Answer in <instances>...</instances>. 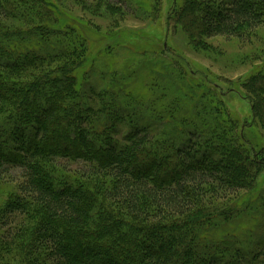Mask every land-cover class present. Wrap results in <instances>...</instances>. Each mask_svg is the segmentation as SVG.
Masks as SVG:
<instances>
[{
	"label": "trees",
	"instance_id": "1",
	"mask_svg": "<svg viewBox=\"0 0 264 264\" xmlns=\"http://www.w3.org/2000/svg\"><path fill=\"white\" fill-rule=\"evenodd\" d=\"M8 1L6 4H15L19 16L38 19L33 31L26 29L31 36L39 38L34 50L26 54L18 44H12L7 47L14 54L11 59L0 55V67L14 72L21 60L29 59L35 64L52 55L55 50L46 49L42 39L61 31H51L49 20L43 18L51 12L45 0H19L17 5L14 0ZM184 3L183 15L191 18L188 23L194 26L192 18L200 17V32L206 37L244 39L264 22V0H186ZM197 6L200 14L195 12ZM44 26L48 31H41ZM21 30H16L19 37L26 33ZM59 35L68 58L54 71H61L57 75L68 86L61 92V87L55 85L58 76L43 75V89L49 97L46 106L41 104V108L36 99L32 102L28 99L35 96L40 82H17L21 88L17 96L9 93L13 89L10 72H0V114L11 97L13 102L15 97L25 100L19 112L7 111L3 123L0 120V167L8 164L21 172L19 193L6 204L2 219L5 223L14 215H24L32 204L43 210L27 246L28 252L39 256L33 264H48V260L52 264H264L259 257L264 254V239L256 243L260 249L247 258L249 252L244 248L237 245L239 250L234 252L228 246L238 243L237 236L235 240H226L217 231L210 239L204 238L207 226L222 225L235 211L231 204H239L242 189L255 191L264 168V147L248 152L243 145L245 133L236 131L235 120L224 116L225 113L220 119L216 113L208 117L204 115L206 110L195 109L187 99L183 102L192 106L180 117L174 111L178 106L170 101L165 113H159L146 106L143 97L130 98L127 87L123 88L124 92L120 90L126 95L124 104L110 99L112 108L98 115L78 95V89L84 90L77 77L85 49L82 45L78 47L80 41L76 36ZM255 74L248 79L249 88L258 96L253 108L256 116L262 118L264 77L256 79ZM178 90L179 95L182 90L190 99L196 91L191 89L189 95L181 87ZM109 94L104 98L111 97ZM176 100L181 103V97ZM118 107L122 113L130 112L129 117L118 120L121 114L117 113ZM145 111L149 112L148 116ZM165 122L173 125L172 135L177 136L157 142L153 136ZM181 127L193 129L188 135L184 129L180 134ZM10 130L17 135H7ZM193 130L198 131V140ZM92 132L109 142L93 140L92 143ZM69 134L76 138L74 142ZM61 156L83 161L78 171L85 172L88 179L96 176V184H88L85 178L58 171L53 166L45 167L47 162ZM233 159L237 162L233 163ZM260 206L264 208V198L257 204Z\"/></svg>",
	"mask_w": 264,
	"mask_h": 264
},
{
	"label": "rangeland",
	"instance_id": "2",
	"mask_svg": "<svg viewBox=\"0 0 264 264\" xmlns=\"http://www.w3.org/2000/svg\"><path fill=\"white\" fill-rule=\"evenodd\" d=\"M6 1L8 0H0V55L11 59L14 54L8 51L7 47L12 44H18L20 51L26 54L36 48L37 45L34 43L39 39L38 36H31L26 29L32 30L33 24L38 19L30 20L19 16L14 2L11 6L6 4ZM14 1L16 5L19 3V0ZM45 1L51 12L49 14L45 12L46 15L43 18L49 20L47 25L51 31L59 29L58 31L61 32L48 35L46 39L44 37L43 46L55 51L52 55L45 57L44 61L41 59L40 63H30L29 59L19 61L14 72L5 69L6 67L3 69L0 67V72H10L8 77L13 87L11 91L14 92L9 90V93L19 96L21 88L17 82L26 84L40 82L39 90L34 92L35 96L30 95L28 99L29 102L36 99L40 106L45 105L49 97L43 89L45 86H43L42 76L46 77V74H51L54 78L58 76L55 79V85L61 87L63 92L68 85L62 77L57 75L61 71L59 69L54 71V69L61 61L67 60L68 53H65V48L62 47L65 45L59 40V33L66 36L72 34L80 41L78 47L82 45L86 54L78 71L79 76L75 75L79 78L81 85L84 84V90L78 89V95L83 96L86 105L98 115L112 108L109 105L110 99L114 101L117 99V103L124 104L126 95L122 92H124L123 88L127 87L130 90V98L138 100L143 97L144 104L155 108L159 113H165L166 106L173 102L178 106L174 111L179 117L186 112L187 107L192 105L197 110H206L204 115L208 117L216 113V117L220 119L225 113L224 116L229 115L235 120L236 131L245 133L243 145L248 152L264 147V115L262 118L257 117L254 112L253 101L258 96L249 88L248 81L254 72L258 76L256 79L264 77V22L244 39L224 36L206 37L200 32L202 24L200 17L192 18L195 24L193 26L188 23L191 18L188 19L186 15H183L186 0ZM200 10L199 6L195 8L198 14ZM45 26L42 32L48 31ZM16 30H26V33L19 37L20 35H16L18 33ZM38 31L34 29V32L38 33ZM56 45L61 48H57L59 46L56 47ZM74 74H77V71ZM180 87L183 91L187 90L189 95H192L191 89L193 91L196 89L192 99L188 98L182 90L179 95ZM120 90L123 91L120 92ZM175 90L177 91L174 92ZM3 94L6 93L3 92ZM107 94L112 95L104 98ZM178 97H181L180 104L176 100ZM17 98L15 97L13 102L11 97L6 110L1 112L2 123L5 120L4 113L13 111L15 114L19 112L20 105H24L25 100L20 98L16 100ZM186 99L192 104L191 106H189L190 103L183 102ZM49 110L47 105L45 111ZM104 112L103 115H105ZM120 112L121 107H118L117 113ZM130 114L123 111L118 116V120H121L122 116L129 117ZM148 114L149 112L145 115L148 116ZM94 117L96 118V115ZM73 120L76 119L73 118ZM117 125L119 123H116ZM172 127V124L169 126L166 122L160 125L153 139L164 142L166 138L171 140L172 137H176L177 135H172L174 133ZM181 128L180 134L184 132V129V134L187 135L193 129ZM6 133L11 135L13 132L10 130ZM13 134L17 135L15 132ZM69 136L71 142H74L76 138L74 139L72 134ZM114 136H116L115 132ZM195 138L196 140L199 138L198 131L195 132ZM93 140L94 142L100 140L102 144L109 142V140H102V137L98 138L92 132L90 141ZM232 162L237 161L233 159ZM82 163L84 162L75 158L61 156L55 161L47 162L45 167L53 166L58 171H68L79 178H85V172L78 171L82 168ZM7 165L0 167V264H30L29 260H32L33 264L39 256L28 252L30 247L27 246L32 241V235H30L32 230L43 217V210L38 205L32 204L26 214L14 215L8 222L3 223L2 216L6 204L16 198L19 193L17 185L21 174L20 169ZM84 181L94 185L98 180L96 176H93L90 179L85 178ZM240 193L239 204L237 205V202L231 204V209L235 211L230 217H226L227 220H224L222 225L207 226L209 229L205 232L204 238L210 239L209 236L215 235L217 231V234L222 233L226 240H235L237 236L238 243L231 244L228 241L226 243H229L228 246L234 252L239 250L237 245L244 248L246 252H249L246 254L248 258L252 257L253 251L255 252L258 248L256 243L264 239V208L257 207L264 198V168L258 176L255 191L248 192L242 189ZM43 254L44 252H41L40 255L43 257ZM259 257L260 262L264 261L263 253ZM47 263L52 264L50 260Z\"/></svg>",
	"mask_w": 264,
	"mask_h": 264
}]
</instances>
